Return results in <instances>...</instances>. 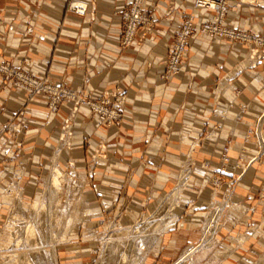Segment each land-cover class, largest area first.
<instances>
[{
  "label": "rangeland",
  "instance_id": "obj_1",
  "mask_svg": "<svg viewBox=\"0 0 264 264\" xmlns=\"http://www.w3.org/2000/svg\"><path fill=\"white\" fill-rule=\"evenodd\" d=\"M25 1L29 9L23 11L22 0H0L2 49L7 47L8 37L17 32L34 38V25L30 22L19 25L20 20L17 19L22 14L23 21L26 18L33 22L38 20L40 8L37 5H44L50 0H35L36 4ZM73 1H64L58 27L43 30L36 37L38 41L41 35L52 37V42L47 44L48 50L39 46V52H29L32 47H23L22 51L20 47L17 51L22 52L23 56L16 64L0 61L10 69L47 79L57 89L67 91L66 98L61 99L54 110L48 107L53 96H38L44 98V106L50 116L63 110L64 117L58 127L50 129L46 123H34L38 131L37 143L41 147L37 156L35 186L30 190L28 184L23 185L27 166L18 155L0 161V264H264V233L260 232L264 230V145L258 143L259 135L264 139V120L256 125L264 106L257 111L249 106L253 101H243L235 113H231L245 89L249 95L248 89H243L248 84L244 77L250 80L249 73L264 66V61L254 67L247 60L251 50L261 49L254 39L264 40V29L244 30L228 21L229 15L234 20L233 11L249 8L252 23L256 16L254 7L260 0H225L227 13L223 27L225 32L231 31L234 36L216 39L211 35L215 41L225 40L231 44L235 48L234 51L230 50L235 53V59L238 52L243 54L223 76L213 78L217 97L224 85L238 84L239 80L243 84L241 87L237 85L241 91H236L237 98L234 97L229 107L219 115L215 114L218 119L225 118V122L230 119L233 123L225 125V142L221 144L217 140L222 127H208L207 122L214 115L212 109H209L211 111L207 116L198 109H178L180 119L186 120L192 116L191 128L186 125L177 127L174 123L161 127L163 115L173 117L174 110L169 114L167 110L160 109L155 118L151 117L149 121L147 127L150 133L143 145V155L138 158L139 164L152 167L150 176L136 175L135 167L129 164V140L114 136L128 116L129 96L123 87L125 85L120 82L116 86L110 84L107 77L106 82L100 80L101 90H88L93 79L89 76L88 68L73 84L61 79L56 83L51 82L54 57L59 45L64 42L62 27L65 18L67 15L77 16L68 9ZM76 1L86 5L87 12L81 17L88 19L89 39L96 33L99 36L97 40L102 41L98 47L87 42L85 49L91 53L109 49L111 52L108 54L119 57L133 45L122 46V36H119L120 26L128 22L123 19L122 12L131 10L130 0H126L123 6L98 0ZM153 2L144 0L140 5L145 20L137 28V45L153 42L158 37L157 27L161 26L166 28L167 38L174 39L179 24L191 13L190 8L186 10V16L180 15L178 11L182 9V0ZM123 7L121 11L114 10ZM105 12L109 13L111 23L118 27V44L115 48L105 41L112 34L111 27L97 20V14ZM239 16L240 12L236 14L237 18ZM235 21L238 22V19L235 18ZM199 36L202 37L195 35L189 45ZM244 37L252 39L246 41ZM138 47L134 49L138 50ZM34 53L47 56L42 74L29 71L31 67L27 58L34 56ZM141 67L147 74L152 68L151 61L145 59ZM176 73L163 69L160 78L164 81V89L157 97L156 94L150 95L153 101L172 108L175 92L170 84L177 81L173 78ZM81 109L86 110L88 119L99 121V126L91 130L95 133L94 140L93 133L79 134L83 131L81 126L77 127ZM244 117L252 118L251 123L241 128L239 124ZM183 121L178 120L182 125ZM46 129L47 132L44 131ZM191 129L194 132L197 130L195 138L190 136ZM43 132L46 138L42 136ZM240 132H243L242 136L237 137ZM162 134H166L168 139L175 136L180 144H185L186 140H192V144L182 153L183 158H178L179 165L174 168L166 166L175 175L174 181L168 183L163 192H157L155 174L162 166L154 162L156 158L145 153L158 148V144L162 145L157 142ZM6 141L13 143L8 138ZM223 145L229 147L225 162L220 154ZM233 145L238 148L232 154ZM198 147L210 150V158L215 155L217 165L212 167L210 158L195 157ZM3 149L4 145H0V151ZM158 159L163 160L160 156ZM15 162L17 165L9 175L11 164ZM250 169L255 170V176L245 182V174ZM14 175H20L21 179H18V187L11 192L6 188L14 180ZM56 176L61 180V187L52 183ZM176 191H179L177 204L172 205ZM202 191L208 194V199L201 202Z\"/></svg>",
  "mask_w": 264,
  "mask_h": 264
},
{
  "label": "crops",
  "instance_id": "obj_2",
  "mask_svg": "<svg viewBox=\"0 0 264 264\" xmlns=\"http://www.w3.org/2000/svg\"><path fill=\"white\" fill-rule=\"evenodd\" d=\"M29 1L31 3H35V0ZM64 1L65 0H50L46 1L47 3H44V5H37L40 8L38 10V16H40L39 19L34 22L26 20L27 18L23 21L22 19L24 17H22L21 14L17 19L18 21L20 20L19 25H21V22H30L33 24L35 36L34 38H31L28 35H23L22 32H17L13 36L10 35L7 40V47L2 49L0 45V61L7 60L16 64V62L19 61L23 56L22 52L20 54V52L17 51V48L20 47L21 51L23 47H32L29 52H39V46H42L44 49L48 50L47 44L52 42V37L46 35V43L38 41L36 37L43 30H51L58 27V19L63 15ZM98 1L115 4L116 6H123L126 3V0ZM153 1L155 0H149L151 3H154ZM182 1H184L182 9L180 8L178 12L181 16H186V10L191 8L192 1ZM27 3V1L22 0L23 11L29 9ZM248 9L242 8L238 11H233L234 20H232L231 15H229L228 21L233 23V26L236 25L240 28H243L244 30L252 29L256 31L264 29V0H260L258 5L254 7L256 16L252 23L249 20L251 11ZM238 12H240L241 16L237 18L236 14ZM46 13H48V15ZM108 14V12L100 15L97 14V20H99V22L102 24L111 27L112 34H110V36L106 38L105 41L106 44L108 43L112 48H115V46L118 44V27L115 26L114 23H111ZM195 18L197 22L200 21L199 14H196ZM235 18L238 19V22L235 21ZM87 21L88 19L86 17L83 18L74 15L66 16L64 25L62 27L64 42L59 45V49L56 51L54 57V63L50 72L52 77L51 82L56 83L60 81L59 79H61L73 84L74 81H79L80 77L84 75L85 68H88L89 72L91 73L89 76L93 77L88 90H101L99 87V85L101 86V84H99L100 80L103 79L106 82L107 77V80L110 84L113 83V85L116 86L119 84L118 82H120L125 85L121 86L126 88L129 96L128 116L120 131L114 136L127 138V140H129V164L131 167H135L136 175H147L152 172V167L139 164L138 158L143 155V145L148 139V134L150 133V130L148 131L147 127L149 125V121L151 117L155 118L160 109L167 110L169 114L174 110L172 113L173 117H168L166 114L163 115L162 123H160L161 127L169 126L174 123V125L177 127L179 125H186L185 127L189 126L190 128L193 122L192 116L190 115L189 119L186 120L180 119L181 117H179L177 113L178 109H198L202 111L205 116L209 115V111H211L209 109H212L214 111V115L211 117V119L209 118L210 120L207 122L208 127L211 128L213 125L222 127L220 131L221 133H219L220 135L217 137V140H219L221 144L225 142V133H227L225 132V125L229 126L233 125V123L230 119L226 122L225 118L220 120L217 118V116H215V114L219 115L220 112L225 111V109L229 107V105L232 103V100L235 99L234 97L237 98L235 95L236 91H241L237 85L241 87L243 84L242 80H239L237 81L238 84L235 83L231 86L224 85L220 91L219 97H217L218 94L213 85L215 83L213 78H220L221 75L223 76L225 72L230 69V67L235 65V63L239 60V57L243 56L242 52H238L235 59V53H231L235 50V48L232 47V45L227 41H215L211 36L196 37L194 43L191 46H188L187 54L180 65L179 71L176 73L175 77H173L177 81H174L170 84L171 90L175 92L173 105L170 104L172 105V108H170L167 107V105H160L155 100L153 101L152 97L150 96L152 94H156L155 96L157 97L162 89H164V81L160 78V75L161 72H163L165 66V53L167 49L166 45H169L172 41V37L167 38L166 36V28L163 26L159 28L157 27L158 37L154 38L153 42H149L150 44L147 43L144 45H137V37L134 40L133 45L129 47L124 54L116 57L115 55H112V53L108 54V52H111V50L108 51L109 49L104 52L98 50V53H91V51L85 49L87 42H91L92 46L95 47L102 45V41L97 40L99 39V36L96 33H93L91 39H89ZM28 40L31 41L29 42ZM135 46H139V49L135 50ZM27 59L30 63L29 67H31V69H29V71L31 73H43L42 69L43 67H46L47 63V56H45V54L34 53V56H29ZM145 59L147 61H151L152 65V68L147 71V74L141 67L142 62ZM124 74L128 75L126 76ZM249 74V77L251 78L250 80H247L246 77H244L246 83L248 84H244L245 86L243 87V89H248L247 91H249V95L246 94L245 89L241 95L242 101L239 100L240 98L237 99L235 105L233 104V109L231 107L233 110L231 113H235L234 111L237 110L240 102L243 101H253L254 103L249 106L253 109H257V111L263 109L264 66L258 68L252 73L250 72ZM27 99L28 98L23 92L15 90L9 86L0 85V124L8 121L11 117L17 116L18 118H24L28 123L27 127H25V129H23L19 135L16 143L9 144L5 137H3L4 140H0V145H4L3 151H0V161L5 160L12 155H18L22 162H26L27 174L24 177L25 181H23V185L28 184V189L31 190L32 187L35 186L37 174V156L39 149L41 148L37 143L38 131L34 125L36 123L43 122L47 125H50L48 129L53 126L58 127L64 117V111L61 110L57 114L50 116L45 109V101L43 97H34L29 101ZM251 119L252 118L244 117L243 121L239 124L240 127L243 128L245 125H249L251 123ZM178 120H184L183 125L181 122H178ZM78 126H81L83 129V131H80L79 134L85 133L86 135H90L93 133L91 130L99 126V121L97 119L91 121L88 119L86 110L81 109L78 115L77 127ZM48 129L44 131L47 132ZM190 131V136L195 138L197 136V130L194 132L191 129ZM43 133L41 134L45 137V133ZM242 134L243 132H240L237 137L242 136ZM94 136L95 133H93V140L95 138ZM167 137L168 136H166V134L158 136L157 142L161 143L162 145L158 144V148H153L145 153L147 156L151 155L154 157V159L156 158L154 162H158V164L162 166L160 170H157V174H155V180L157 181V192H163L165 190V186L168 183H172V181H174L175 175L173 172H170L171 170H167L166 166L174 168L175 165H179L180 162L178 158L182 159V153H185L192 144V140H186L185 144H180L178 138L175 136L169 137V139ZM81 139L82 138L80 137L79 141ZM237 148L238 146H232V154L237 151ZM195 152L196 153L194 156L202 159H209L212 156L210 150L204 147H198ZM80 155H77L78 158H80ZM216 155H219V153H216ZM159 156L163 160L160 161V159H158ZM217 163V157L214 155V157L211 159L212 167L216 166ZM16 165L17 162L11 164V170L8 171L9 175ZM120 170L122 171L124 168H120ZM254 174L255 170L250 169L249 172L245 174V182H248L250 178H254ZM148 176H150V174ZM256 178H259V176ZM179 189H181V186ZM86 192H89L88 189H86ZM178 192L176 191V196H178ZM200 195H203V197L200 199L201 202L204 199H208L207 193H203L202 191ZM92 202L94 203L95 200H92ZM137 204L139 205V203ZM260 232L264 233V230H261ZM157 235L158 233L154 237Z\"/></svg>",
  "mask_w": 264,
  "mask_h": 264
},
{
  "label": "built area",
  "instance_id": "obj_3",
  "mask_svg": "<svg viewBox=\"0 0 264 264\" xmlns=\"http://www.w3.org/2000/svg\"><path fill=\"white\" fill-rule=\"evenodd\" d=\"M131 10L128 12L123 11L124 20L127 23L120 26L119 36H122V46H130L133 44L135 37L137 36V28L143 25L145 13L142 12L140 5H143L144 0H130ZM69 11H73L75 15L81 17L86 14V5L79 1H73L69 5ZM114 9L115 12L123 10ZM227 13V3L225 0H192L191 13L188 15L184 22H181L174 33V39H172L170 45L167 47V53L165 56L164 69L168 73H176L180 68V65L187 54L189 43L193 40L195 35L201 36H214L216 39L225 36L232 37L234 33L226 31L224 26L225 14ZM196 14H199L200 21H196ZM45 36L39 37L40 41H45ZM246 41L252 39L250 37H244ZM256 38V37H255ZM257 45L262 49H253L247 56L249 63H252L256 67L257 64H261L264 61V40L254 39ZM0 85L9 86L15 90L23 92L27 98L38 97L39 95L53 96L51 102H48V107L51 110L57 108L59 101L66 98L67 91L65 89H57L54 85L49 84L44 78H39L35 75L25 74L23 72L10 69L9 66L0 63ZM99 108V107H98ZM264 120V111L261 112L259 118L256 121L258 126ZM258 122V123H257ZM27 121L24 118L11 117L8 121L0 124V140L5 137L10 142L16 143L19 135L25 127H27ZM5 135V136H4ZM3 136V137H2ZM4 140V139H3ZM258 143L261 146L264 145V139L262 135L258 136ZM229 152V147L223 145L221 147L220 154L222 160L225 162V155ZM22 167L20 174H22ZM20 176V175H19ZM18 175H14L8 187L9 191H13V188L18 187L21 179ZM17 182H16V181ZM7 194V193H6Z\"/></svg>",
  "mask_w": 264,
  "mask_h": 264
},
{
  "label": "bare ground",
  "instance_id": "obj_4",
  "mask_svg": "<svg viewBox=\"0 0 264 264\" xmlns=\"http://www.w3.org/2000/svg\"><path fill=\"white\" fill-rule=\"evenodd\" d=\"M60 178L58 177V176H56V177H54L53 179H52V183H53V185L54 186H56V187H61V180H59ZM177 198H178V196H176V195H174V197H173V200H176L177 201ZM170 200H172V199H170ZM172 200V205H175L176 204V201H173ZM36 205V204H35ZM220 215V214H219ZM215 219V218H214ZM216 221V220H215ZM184 259V258H183Z\"/></svg>",
  "mask_w": 264,
  "mask_h": 264
}]
</instances>
